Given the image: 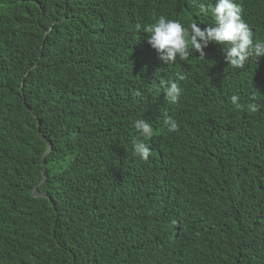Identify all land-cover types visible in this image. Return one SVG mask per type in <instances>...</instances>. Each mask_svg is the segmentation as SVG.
Segmentation results:
<instances>
[{
  "label": "trees",
  "instance_id": "16d2710c",
  "mask_svg": "<svg viewBox=\"0 0 264 264\" xmlns=\"http://www.w3.org/2000/svg\"><path fill=\"white\" fill-rule=\"evenodd\" d=\"M232 2L264 42V0ZM216 3L0 0V264H264V56L167 65L143 31Z\"/></svg>",
  "mask_w": 264,
  "mask_h": 264
},
{
  "label": "clouds",
  "instance_id": "9594fccd",
  "mask_svg": "<svg viewBox=\"0 0 264 264\" xmlns=\"http://www.w3.org/2000/svg\"><path fill=\"white\" fill-rule=\"evenodd\" d=\"M200 11L205 14L210 12L216 26L207 27L202 31L196 23H192L188 29H185L178 22L160 17L154 25L143 28L148 36L147 43L155 50L164 64H174L177 57L180 61H187L193 51L199 54L200 59H204V49L210 43L222 46L226 63L234 69L244 68L245 63L253 56L257 58L264 56V42L253 43V33L241 18L242 9L232 0H217L215 6L208 9L201 5ZM135 28L137 32L141 31V25L137 24ZM179 79L183 80L184 76H180ZM161 87L169 103L178 102L181 89L177 83L165 85L161 81ZM136 96L140 97V93H136ZM238 99L237 96H232L231 103L236 110H244L245 106L239 104ZM251 99L255 100L256 97L252 96ZM247 110L254 113L258 111V108L255 104H249ZM165 123L170 125L169 132L178 131V125L171 118ZM134 128L143 137L152 135L151 126L144 120H137ZM132 144L133 155L146 163L152 155L149 148L140 139H134Z\"/></svg>",
  "mask_w": 264,
  "mask_h": 264
},
{
  "label": "water",
  "instance_id": "95a60500",
  "mask_svg": "<svg viewBox=\"0 0 264 264\" xmlns=\"http://www.w3.org/2000/svg\"><path fill=\"white\" fill-rule=\"evenodd\" d=\"M48 147H49V144H48ZM49 149H50V147H49ZM34 193H35V191H33Z\"/></svg>",
  "mask_w": 264,
  "mask_h": 264
}]
</instances>
